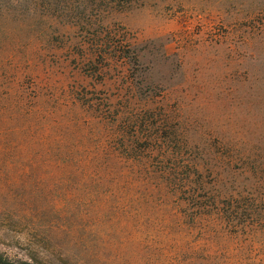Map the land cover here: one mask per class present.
<instances>
[{
	"label": "rangeland",
	"instance_id": "rangeland-1",
	"mask_svg": "<svg viewBox=\"0 0 264 264\" xmlns=\"http://www.w3.org/2000/svg\"><path fill=\"white\" fill-rule=\"evenodd\" d=\"M0 254L264 264V0H0Z\"/></svg>",
	"mask_w": 264,
	"mask_h": 264
},
{
	"label": "trees",
	"instance_id": "trees-1",
	"mask_svg": "<svg viewBox=\"0 0 264 264\" xmlns=\"http://www.w3.org/2000/svg\"><path fill=\"white\" fill-rule=\"evenodd\" d=\"M0 264H30L27 262H12L8 258H6L4 255L0 254Z\"/></svg>",
	"mask_w": 264,
	"mask_h": 264
}]
</instances>
